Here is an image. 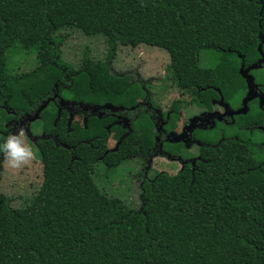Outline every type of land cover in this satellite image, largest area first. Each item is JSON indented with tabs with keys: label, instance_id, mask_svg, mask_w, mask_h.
<instances>
[{
	"label": "trees",
	"instance_id": "16d2710c",
	"mask_svg": "<svg viewBox=\"0 0 264 264\" xmlns=\"http://www.w3.org/2000/svg\"><path fill=\"white\" fill-rule=\"evenodd\" d=\"M66 29L102 36L110 49L165 51L171 82L195 90V106L211 111L220 97L241 98L240 65L264 52V0H0V145L12 119L6 106L18 116L33 114L55 92L60 106L87 116L89 141L78 143L65 113L42 114L44 133L66 148L26 205L13 208L0 197V264H264V162L253 153L260 156L264 146L251 139L253 131L251 138L223 131L205 139L197 158L175 175L150 178L145 171L136 211L100 191L93 179L98 163L113 168L135 157L145 165L157 156L176 159L184 145L159 147L157 129H172L144 81L114 74L109 59L88 54L77 70L64 63L63 38L54 35ZM16 45L36 51L39 65L12 77L7 53ZM202 51L217 55L213 68L199 64ZM100 113L127 120L111 151Z\"/></svg>",
	"mask_w": 264,
	"mask_h": 264
},
{
	"label": "rangeland",
	"instance_id": "374dc122",
	"mask_svg": "<svg viewBox=\"0 0 264 264\" xmlns=\"http://www.w3.org/2000/svg\"><path fill=\"white\" fill-rule=\"evenodd\" d=\"M57 35H61L63 38L60 47L62 61L73 66L76 70L85 54H88L93 61L104 62L109 59L107 63L114 74L128 73L144 81L153 96L152 100L155 106L163 114H168L167 119L169 118L170 127L176 138L185 136L184 124L189 119L203 118L202 111L194 104L196 91L193 89L181 90L171 82L168 76L170 60L165 51L145 45L137 47L118 45L115 49H110L104 37L86 36L81 31L73 29L60 31L54 37ZM262 53L264 56V52ZM198 61L202 67L213 68L217 63V55L202 51ZM38 65L39 60L36 51L22 50L17 45L10 47L7 53V68L10 76L19 77L28 74L34 71ZM252 75L256 78L257 83H264V65L262 70L253 71ZM58 99L59 94L55 92L51 98L39 106L35 113H26L22 116H18V113L8 106L4 108L12 116V119L6 124L8 132L5 142L10 135L16 134L23 141L24 146L31 148L34 153L33 158L27 164L13 168L2 152L0 158V197L9 200V204L13 208H19L28 203L31 195L42 183L44 170L55 162L61 149L66 148L59 144L54 136L44 133L41 120L42 114L46 110L54 111L56 119L65 113L68 130L75 134L78 139H82L78 143H89V141L84 140L88 134L87 116L72 107L60 106L57 103ZM59 101L62 100L59 99ZM97 116V120L103 117L100 121L103 124L106 123L105 130L109 132L107 150L111 151L115 148L120 133L122 135L127 131V120L115 121L113 117L106 118L101 113ZM223 129L230 135L235 133L231 127ZM217 133L207 134L205 139H215ZM196 135L197 142L184 140L185 145L177 158L181 157V159L189 162H193L197 158L198 142H201L203 134L197 133ZM259 137L260 141L262 137L261 135ZM172 148V145L165 144L163 150L171 152ZM253 153L257 159L264 162V154L260 155L262 157L260 158L257 149H254ZM181 167L180 160L170 159L168 156H157L146 165L143 159L135 157L125 160L113 168L98 163L94 168L93 179L104 195L117 198L129 209L136 211L140 208L138 180L141 174L148 170V177L150 178L161 172L175 175L181 170Z\"/></svg>",
	"mask_w": 264,
	"mask_h": 264
},
{
	"label": "flooded vegetation",
	"instance_id": "af4514ba",
	"mask_svg": "<svg viewBox=\"0 0 264 264\" xmlns=\"http://www.w3.org/2000/svg\"><path fill=\"white\" fill-rule=\"evenodd\" d=\"M261 60L262 59L260 55V58L249 66H245L243 63H241L240 68L243 65L244 70L256 66V68L250 69L248 72V75L253 78V84H249L250 82L247 81L246 77H243L245 80V91L241 98L229 103L225 102L223 99L221 101L220 97L219 100L212 101L211 111L201 110V114L203 113V118H195L194 120H191L192 118L189 119L188 122L184 124L185 130L183 131L188 133V137H185L184 140L187 139L190 142H197L198 140L196 138V134L202 133V140L200 143L198 142V146H200L205 140V136L207 134L212 132H226L223 128L226 129L231 127L235 133L241 131L246 132L249 138H251V133L253 131L254 134L251 139H254V142H256L258 145L264 146V92L262 90L264 84L257 83L256 78L252 75L253 71L263 69L264 60ZM247 97L250 98L249 101L246 100ZM154 113L157 114V118L159 117V122L162 123L160 120V113L157 111ZM165 115L167 119L168 114ZM167 122L169 124V118L167 119ZM157 132L163 134L162 141H158L159 147H161L164 142L178 139L174 136L173 130L171 132H166L164 129H161L160 126L159 129H157ZM260 135L263 139L261 138L259 141ZM184 140L181 141L183 145H185ZM263 154L264 150L261 155ZM176 159L180 160L181 165L184 162H187L186 160L181 159V157Z\"/></svg>",
	"mask_w": 264,
	"mask_h": 264
},
{
	"label": "clouds",
	"instance_id": "9594fccd",
	"mask_svg": "<svg viewBox=\"0 0 264 264\" xmlns=\"http://www.w3.org/2000/svg\"><path fill=\"white\" fill-rule=\"evenodd\" d=\"M0 151L5 154L7 162L13 168L27 164L34 155L31 148L24 146L23 141L16 134L10 135L7 141L0 145Z\"/></svg>",
	"mask_w": 264,
	"mask_h": 264
},
{
	"label": "water",
	"instance_id": "95a60500",
	"mask_svg": "<svg viewBox=\"0 0 264 264\" xmlns=\"http://www.w3.org/2000/svg\"><path fill=\"white\" fill-rule=\"evenodd\" d=\"M262 54H263V53H262V50L260 49V55H261V59H262L261 61L264 60V56H263ZM259 63H260V62H259ZM254 68H256V66L244 70V67H243V65H242L241 68H240V71H239L240 74H241L244 78L246 77L247 81L250 82L249 84H251V83L253 84V78H252L251 76L248 75V72H249L250 69H254ZM246 100L249 101L250 98L247 97ZM221 101H222V99H221ZM103 108H107V109L114 110V111H117V110H118L117 108L114 109L112 106H105V107H103ZM185 137H188V135H186V133H185V136H184L183 138L174 139V140H172V142H179V141H182V140H184Z\"/></svg>",
	"mask_w": 264,
	"mask_h": 264
}]
</instances>
